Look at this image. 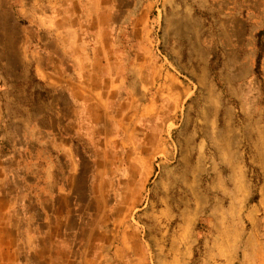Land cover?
Segmentation results:
<instances>
[{
    "label": "rangeland",
    "instance_id": "374dc122",
    "mask_svg": "<svg viewBox=\"0 0 264 264\" xmlns=\"http://www.w3.org/2000/svg\"><path fill=\"white\" fill-rule=\"evenodd\" d=\"M235 1L0 0V146L36 188L52 174L62 191L45 203L49 221L33 204L25 221L0 195V264H264V213L248 217L264 186V12L246 30L233 17L247 0ZM107 64L121 77H105ZM58 86L82 90L104 133L89 156L43 147L47 171L37 143L16 146L37 122L74 116ZM134 93L135 159L117 99Z\"/></svg>",
    "mask_w": 264,
    "mask_h": 264
},
{
    "label": "crops",
    "instance_id": "0c3cea01",
    "mask_svg": "<svg viewBox=\"0 0 264 264\" xmlns=\"http://www.w3.org/2000/svg\"><path fill=\"white\" fill-rule=\"evenodd\" d=\"M13 1L16 2L17 0H13ZM237 2H238V0L235 1V4ZM12 5H14V4L12 3ZM261 10H263V12H264V0H247L244 3V5L242 6L241 10L235 9V11H237V13L239 12L240 14L238 13L236 17H233V19L239 20V21H244V22H247V24H248V22L250 21L249 20L250 14H253V13L255 14L257 11H261ZM248 26L251 29L252 24L251 25L250 24L244 25L243 28H245L247 30V29H249ZM45 28H46V26L42 25L41 21H39L36 29H38L40 31L41 29L44 30ZM24 29H26L25 26H24ZM263 30H264V26L258 27V30H257L258 36L261 32H263ZM25 43L29 44L30 41L25 42ZM258 56H259V54H258ZM258 56H257V59H258ZM262 60H263V58H262ZM108 65L109 64L105 65L106 66L105 77L108 78V77H117L118 76L120 78L122 73H123V70L121 68H119L115 74L114 70H111L110 67H108ZM137 72L134 71V73H132V75L134 77L139 76L140 74H137ZM81 75H83V76L86 75V72L85 73L82 72V69H81ZM93 75L94 76L99 75L102 77V73L93 74ZM116 87H117V85H116ZM119 87H120V84H118V88ZM111 89L113 90V88H111ZM98 90H99L97 92L99 94L98 97L101 98L102 87L100 86ZM55 92L56 93H62L63 92L65 94H67L68 104L73 109L74 116H72V118H70V119H65L61 124L57 123L55 125V128H46L44 126H43L44 127L43 128L41 123L39 122L40 124L38 125V122H37L36 125L33 127V129L38 132L37 136L35 138H32L31 136H26L23 140V144L16 146V148L18 149L19 152L22 150L28 151V149H30V143L31 142L34 141L35 143H37L36 145L38 147H36V149L30 150V151H32L34 153L35 158L40 157L39 159L44 160V162H45L44 166L46 165L47 171H48L49 165L52 162V160L50 159V157L48 155H46V156L40 155V152L43 151V149H44L43 147L51 145L56 151H60V150L62 151L64 149V148H62V144L65 143L66 147H70V145H71L70 149H72V151H73L72 144H74L75 146L78 145L84 151V153H86V155L89 156L90 155L89 154V148H90L92 140H94V138H93L94 135L99 134V133H104V130L101 128V126L94 123V119L92 118L91 111L89 112L86 108L84 109L85 106H84L82 100L80 99L81 97H83L81 94L82 90L79 89L78 91H75L72 86H58L55 89ZM90 93H92V92H90ZM117 96H118V92H117V88H115L114 97H117ZM135 96H136V93L132 94V99L122 98L120 100V103H119V98H117L119 106H122V105L125 106L126 104H128L122 110L124 112V115H123L124 117H122L121 122H120L122 125H120L121 129L119 131V136H120V139L122 138L121 136H124V139L123 138L121 139V143H124V147H125L124 149H127V147H129V150L135 149L134 151H130V154H129V156L134 157V159L137 156H140V153L137 152L136 150H137V144L140 145L141 142H139L137 140V138H135V136L137 133H139L138 125H140V121H141L142 117L145 116L144 114H142L141 116H139L137 118L138 113L136 112V110H134L135 108L133 107V101L135 100ZM56 105L59 109H61L63 107V105L61 104L60 101H57ZM129 111H132L130 117H128ZM123 112H122V114H123ZM60 115H62V113L58 112L57 116L59 117ZM150 117H151V114H149V118ZM69 121H70V124L72 123V125H74V128L70 131L66 129V126H68ZM122 126H123V128H122ZM142 131H144V130H142ZM62 141H63V143H62ZM74 149H75V147H74ZM67 155L69 156V158L72 157L71 154H67ZM73 155H76L77 157H79V155L77 153H75L74 151H73ZM156 155H157V152H150V154H148L146 156L147 157L148 156L153 157ZM146 156H144V157H146ZM11 157L12 156H10L9 158L11 159ZM140 158H142V157L140 156ZM72 160L73 159L71 158V163H72ZM26 166L25 165L23 166L18 161H15L14 163H11V164H9V163L7 164L6 162H3L0 159V172L6 174V177L4 179H1L2 182H0V186H4V188H5V192H2L0 194V195H3V196H1V199L3 201L11 200L12 201L11 212L20 214L22 219H24L25 221L28 220L27 216L31 215V214H27V212L29 210V206L31 204H33V206H36L38 209L44 211L45 214H44L43 221H49V218H50V215H52V212L48 211L47 208L45 209V203H47L49 201L48 199L51 200L56 195L62 193L61 186L55 180L54 175L48 174V175H45L46 180H45L44 185L42 186V189L40 187L36 188V186L39 184H37V183L34 184V181H31V178L28 180V176L26 173L27 170H25V168H23ZM132 169L134 170V168H132ZM143 170L148 172L147 169H143ZM18 171L23 172V173L19 174V175H15V173L17 174ZM9 176H11L12 178L10 179ZM79 176H80V173L78 172L77 177H79ZM46 182H47V184H46ZM7 187H9L10 192L6 191ZM51 189H53L54 194L51 195V192H50V195L47 196V193H46L47 190H51ZM261 191L262 192H260V194H263V197H264V186L262 187ZM248 197L249 196H247V198H245V200L243 202L238 201L237 203L238 204L239 203L247 204L249 202ZM263 197H260L257 203H252L249 207L250 212L248 214V217L250 216L251 220H255V223L258 222L260 213L261 212L264 213V208H263V204H262ZM15 250L16 249L14 248V246H11L9 251L15 252ZM17 250H18V247H17Z\"/></svg>",
    "mask_w": 264,
    "mask_h": 264
},
{
    "label": "trees",
    "instance_id": "16d2710c",
    "mask_svg": "<svg viewBox=\"0 0 264 264\" xmlns=\"http://www.w3.org/2000/svg\"><path fill=\"white\" fill-rule=\"evenodd\" d=\"M263 34H264V32H261L259 34V36L261 37ZM260 42H261V40H260ZM260 45H261V43H260ZM262 58H263L262 54H259L258 59H257V69H256L257 72L260 71V65L262 64ZM7 151H10V150H7ZM0 155L2 156L1 160L3 162H6L7 164L8 163L11 164L9 157L12 155L9 152L5 151V149L3 148V145L0 146Z\"/></svg>",
    "mask_w": 264,
    "mask_h": 264
}]
</instances>
